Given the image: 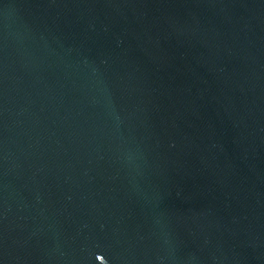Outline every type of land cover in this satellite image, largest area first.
Here are the masks:
<instances>
[{
  "label": "water",
  "instance_id": "obj_1",
  "mask_svg": "<svg viewBox=\"0 0 264 264\" xmlns=\"http://www.w3.org/2000/svg\"><path fill=\"white\" fill-rule=\"evenodd\" d=\"M0 264H264V0H0Z\"/></svg>",
  "mask_w": 264,
  "mask_h": 264
}]
</instances>
